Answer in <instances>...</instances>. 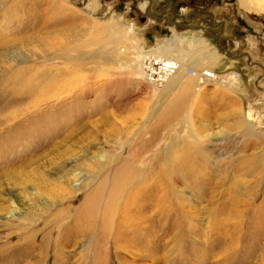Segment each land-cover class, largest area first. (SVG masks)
<instances>
[{
    "label": "rangeland",
    "instance_id": "obj_1",
    "mask_svg": "<svg viewBox=\"0 0 264 264\" xmlns=\"http://www.w3.org/2000/svg\"><path fill=\"white\" fill-rule=\"evenodd\" d=\"M164 1L0 0V264H264V10Z\"/></svg>",
    "mask_w": 264,
    "mask_h": 264
},
{
    "label": "bare ground",
    "instance_id": "obj_2",
    "mask_svg": "<svg viewBox=\"0 0 264 264\" xmlns=\"http://www.w3.org/2000/svg\"><path fill=\"white\" fill-rule=\"evenodd\" d=\"M255 2H254V0H241L242 6H244L245 8H247L249 10H252V11L264 10L263 9V6L260 7L257 4V2L256 3ZM16 4H17V2H16ZM7 8H6V12H7ZM20 8L21 7H19V4H18V6H17L16 9L19 10ZM9 10L10 9H8V13L5 15L6 18H4L6 20H8L10 18L11 11L13 13H16V11H17V10H14V8L13 9L11 8V11H9ZM12 16H14V14ZM5 24H7V22H5ZM55 36L54 37H49L46 34L41 35L40 38H37L38 44H43V45L47 44V45H51L53 47H56V43L58 42L59 39L57 38L58 36H56V37ZM56 39H58V40H56ZM5 48H7V47H5ZM157 55H160V54H157ZM160 56H162V55H160ZM180 70H181V66H180V69L177 71V73L174 74L171 77L170 80H168L166 83H163L161 86H165V85L169 84L174 79V77H176V75L180 72ZM143 71H144V68H143ZM150 84H152L155 87L158 86L157 84H154V82L153 83H150ZM123 169H124V172L127 173L128 170L126 168H123ZM132 173L134 174V171H132ZM132 173H131V176L130 177H119V179L117 178V181H115V183H113L114 184L113 187H114L116 193H115L114 189H111V192H110L109 197H108V202L105 204L106 207H109V206L110 207H113V205L115 204V201L114 200H116V203H117V201H119V199H120V194L119 193L121 191L120 189L122 187H124L126 184L129 185L130 183H132V180L134 179L133 178L134 176H133ZM101 195H102L101 192L100 193L97 192V193H94L92 195V197L90 196V197H88L86 199V203H85L86 205L85 206L88 208L89 213L91 212L90 215H88V216L91 217L92 219L94 218V216H93L92 213L95 212L96 210H98V208H101V204H100Z\"/></svg>",
    "mask_w": 264,
    "mask_h": 264
},
{
    "label": "built area",
    "instance_id": "obj_3",
    "mask_svg": "<svg viewBox=\"0 0 264 264\" xmlns=\"http://www.w3.org/2000/svg\"><path fill=\"white\" fill-rule=\"evenodd\" d=\"M180 63L173 57L149 54L143 63L144 75L149 83L161 86L180 69ZM189 70V69H188ZM191 72V70H189ZM193 72V71H192Z\"/></svg>",
    "mask_w": 264,
    "mask_h": 264
},
{
    "label": "flooded vegetation",
    "instance_id": "obj_4",
    "mask_svg": "<svg viewBox=\"0 0 264 264\" xmlns=\"http://www.w3.org/2000/svg\"><path fill=\"white\" fill-rule=\"evenodd\" d=\"M173 2H174V0H168V1H164V2H162L163 3V7L166 9L167 7H168V5H173ZM174 6V5H173ZM152 7V9H153V6H150V8ZM150 12H152V10H150ZM153 13V12H152ZM154 14H156V13H154ZM177 22V21H176ZM174 25V24H173Z\"/></svg>",
    "mask_w": 264,
    "mask_h": 264
},
{
    "label": "water",
    "instance_id": "obj_5",
    "mask_svg": "<svg viewBox=\"0 0 264 264\" xmlns=\"http://www.w3.org/2000/svg\"><path fill=\"white\" fill-rule=\"evenodd\" d=\"M163 32H164V33H167V31H165V30H164Z\"/></svg>",
    "mask_w": 264,
    "mask_h": 264
}]
</instances>
